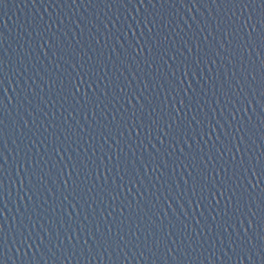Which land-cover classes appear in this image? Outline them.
<instances>
[{
    "label": "water",
    "instance_id": "1",
    "mask_svg": "<svg viewBox=\"0 0 264 264\" xmlns=\"http://www.w3.org/2000/svg\"><path fill=\"white\" fill-rule=\"evenodd\" d=\"M0 264H264V0H0Z\"/></svg>",
    "mask_w": 264,
    "mask_h": 264
}]
</instances>
